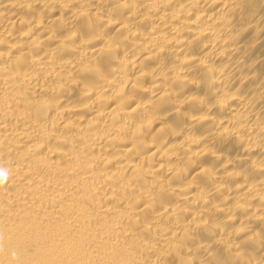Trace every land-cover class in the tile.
<instances>
[{
  "label": "bare ground",
  "instance_id": "6f19581e",
  "mask_svg": "<svg viewBox=\"0 0 264 264\" xmlns=\"http://www.w3.org/2000/svg\"><path fill=\"white\" fill-rule=\"evenodd\" d=\"M0 264H264V0H0Z\"/></svg>",
  "mask_w": 264,
  "mask_h": 264
}]
</instances>
